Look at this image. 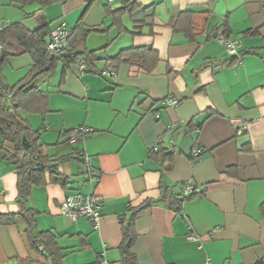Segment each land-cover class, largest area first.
<instances>
[{"label": "crops", "instance_id": "obj_1", "mask_svg": "<svg viewBox=\"0 0 264 264\" xmlns=\"http://www.w3.org/2000/svg\"><path fill=\"white\" fill-rule=\"evenodd\" d=\"M118 1L52 0L45 8L33 1L21 9L2 0L0 20L30 31L45 23L73 29L83 16L85 26L108 30L107 38L92 33L87 40L88 50L98 51L95 72L59 65L37 83L50 94L49 112L25 117L53 160L76 151L91 158L103 220L95 229L61 213L67 195L91 192L80 158L59 166L68 186L47 174L46 184L33 188L39 230L56 234L63 264H121L120 218L150 201L135 225L139 264H257L264 260V0H138L139 12L123 16L122 32L110 14L126 0L114 8ZM186 11L195 13L191 24L176 25ZM222 38L237 45V55ZM133 47L158 52L151 73L122 65L115 80L98 75L108 59ZM32 66L29 54L10 58L2 71L6 83L18 84ZM167 98L178 106L167 107ZM80 127L94 132L75 143L63 136ZM193 148L202 151L195 161ZM159 150L173 152L170 169L150 157ZM187 184L201 195L175 213L169 203ZM17 200V170L0 156V264L44 262L23 231ZM7 217L15 222H3ZM191 235L199 240L189 241Z\"/></svg>", "mask_w": 264, "mask_h": 264}, {"label": "trees", "instance_id": "obj_2", "mask_svg": "<svg viewBox=\"0 0 264 264\" xmlns=\"http://www.w3.org/2000/svg\"><path fill=\"white\" fill-rule=\"evenodd\" d=\"M12 1L19 4L21 9H24L27 4L33 1L38 2L43 8L52 3V0ZM1 6L2 0H0V7ZM140 8L141 5L138 3V0H126L120 8L110 11V14L114 17V25L119 27V31H125L122 23L123 16L131 14L133 17H136ZM27 16L31 17L34 15ZM153 16L154 15L151 14L147 17L153 18ZM194 16V12L186 11L179 16L176 25L178 23L180 24L182 21H190L191 24V19H193ZM83 17L73 29H70L66 24L70 35L65 47L60 51L54 52L48 49L49 39L52 32L60 27L62 23L53 30L50 29L49 23H45L35 31L28 30L21 23H8L6 27L0 30V49L2 55L0 59V156L5 162L15 166L17 170V202L21 208L20 220L23 231L32 249L42 254L45 260L44 262L21 260L17 264H63L64 253L57 243V236L52 231L39 230L36 219L37 212L30 206V198L35 186L46 184L47 174L50 176V182L59 184L62 187L68 186V179L59 174V166L80 158H82L83 165L84 159L87 156H83L76 151L67 156L53 160L45 155L43 153V144H41L42 133L32 129L29 120L23 116L22 112L27 115L33 113L46 115L47 112H49L48 105L50 94L48 91L40 90L39 87H37V83L43 78L52 76L57 71L59 65H63L65 72L73 65L78 67L79 70L84 66V73L95 72L96 63L100 59L98 51L88 50L87 40L92 33L102 34L106 33L108 30L104 28L103 25L94 27L85 26ZM142 21L143 20L137 21V19H135L136 23ZM139 28H142V26ZM186 29L190 31V29ZM133 34L136 35L139 33L133 32ZM25 54H29L32 57L33 66L21 82L14 86H9L2 74L3 67L10 58ZM108 60L109 63L104 69L112 67L117 74V69L122 65L137 66L147 73H151L159 62V55L156 50L148 47H133L122 50L116 56ZM102 70L97 72L98 75L101 76ZM8 97L9 100H7ZM72 131L73 130L64 132L63 136L67 137ZM24 138L26 139L25 144L23 143ZM173 156V152L165 153L160 150L150 154V157H157L159 162L168 163V169L171 167ZM198 158L191 160L195 161ZM200 195L201 191L199 193H192L188 196L180 192V194L170 201L169 209L175 213H181L186 201ZM163 199L166 198L164 197ZM152 206V202H146L137 208H131L129 210L131 213L130 218L124 216L120 218L123 236L119 246L121 264H139L134 253V247L138 239L135 228L136 220L141 214L151 209ZM14 219V217H7L3 222L10 224L15 222ZM257 264H264V260H260Z\"/></svg>", "mask_w": 264, "mask_h": 264}, {"label": "built area", "instance_id": "obj_3", "mask_svg": "<svg viewBox=\"0 0 264 264\" xmlns=\"http://www.w3.org/2000/svg\"><path fill=\"white\" fill-rule=\"evenodd\" d=\"M108 3H112L113 0H107ZM8 25L7 21L0 20V30H2L4 27ZM70 35L69 30L67 29L66 23H62L60 27L56 28L53 32L52 35L49 39V44H48V49L52 52L54 51H60L62 48L65 47V44L67 42V39ZM222 44L225 45L227 52L230 55H237V45L233 42L226 41L225 39H221L220 41ZM1 49H0V59H1ZM81 73H84L85 68L82 66L80 68ZM101 77L107 78V79H117L118 74L112 69V67H109L107 69H104L101 71ZM9 100V97L7 98ZM164 104L167 107H177L178 106V101L173 100V99H166L164 101ZM247 126L243 125L241 127V130L239 131L240 133H243L246 131ZM92 129L88 128H78L76 130H73L67 137L68 140L71 143H75L77 139L83 138L90 133H92ZM202 151L198 148H194L191 151V159H196L201 155ZM82 177L85 181V184L88 188H90L91 192L89 193H76V194H71L67 195L64 199V201L61 204V213L68 218H70L72 221L76 222L80 219H86L90 221L95 229H99L100 224L103 220V216L101 213V208H102V201L101 199L96 196L92 190L93 188L97 185L99 182V175L97 171L93 168L92 163H91V158L86 157L84 159L83 165H82ZM180 192L188 196L192 193H199V189H195L194 187L190 185H184L181 187ZM189 241L192 242H197L199 239L191 235L188 237ZM43 253V251H42Z\"/></svg>", "mask_w": 264, "mask_h": 264}, {"label": "rangeland", "instance_id": "obj_4", "mask_svg": "<svg viewBox=\"0 0 264 264\" xmlns=\"http://www.w3.org/2000/svg\"><path fill=\"white\" fill-rule=\"evenodd\" d=\"M121 6V0L120 1H118L116 4H114L113 5V7L114 8H118V7H120ZM77 18V17H76ZM75 18V21H74V23H73V25L75 24V22L77 21V19ZM78 18H79V15H78ZM108 32H106V33H104V34H97V35H103L104 37H106L107 38V36H108V34H107ZM123 37V36H122ZM22 114H23V116L24 117H26L27 115L24 113V112H22ZM42 115V114H41Z\"/></svg>", "mask_w": 264, "mask_h": 264}, {"label": "water", "instance_id": "obj_5", "mask_svg": "<svg viewBox=\"0 0 264 264\" xmlns=\"http://www.w3.org/2000/svg\"><path fill=\"white\" fill-rule=\"evenodd\" d=\"M23 143H24V144L26 143V139H25V138L23 139ZM28 147H29V146H28Z\"/></svg>", "mask_w": 264, "mask_h": 264}, {"label": "bare ground", "instance_id": "obj_6", "mask_svg": "<svg viewBox=\"0 0 264 264\" xmlns=\"http://www.w3.org/2000/svg\"><path fill=\"white\" fill-rule=\"evenodd\" d=\"M166 100V99H165Z\"/></svg>", "mask_w": 264, "mask_h": 264}]
</instances>
